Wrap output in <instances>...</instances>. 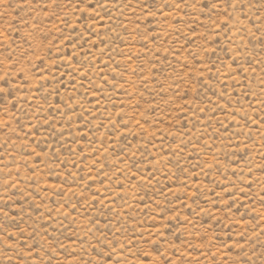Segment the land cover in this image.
Segmentation results:
<instances>
[{"label":"rangeland","instance_id":"rangeland-1","mask_svg":"<svg viewBox=\"0 0 264 264\" xmlns=\"http://www.w3.org/2000/svg\"><path fill=\"white\" fill-rule=\"evenodd\" d=\"M0 264H264V0H0Z\"/></svg>","mask_w":264,"mask_h":264},{"label":"snow or ice","instance_id":"snow-or-ice-1","mask_svg":"<svg viewBox=\"0 0 264 264\" xmlns=\"http://www.w3.org/2000/svg\"><path fill=\"white\" fill-rule=\"evenodd\" d=\"M205 6H208V5H205ZM232 6L234 7V5H232ZM211 7L216 8L217 5H216L215 3H213V4L211 5Z\"/></svg>","mask_w":264,"mask_h":264}]
</instances>
